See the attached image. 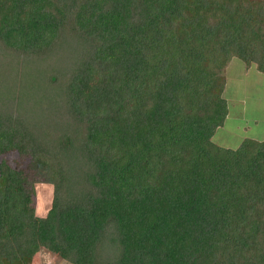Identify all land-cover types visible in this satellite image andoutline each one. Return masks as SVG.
<instances>
[{
    "label": "trees",
    "instance_id": "trees-1",
    "mask_svg": "<svg viewBox=\"0 0 264 264\" xmlns=\"http://www.w3.org/2000/svg\"><path fill=\"white\" fill-rule=\"evenodd\" d=\"M196 4L215 13L205 42L225 30L209 68L204 47L176 59L163 44L187 0H0V264L42 249L71 264H264V139L215 142L217 93L220 111H187L233 57L264 74V0ZM152 57L161 74L144 91ZM165 145L188 149L191 167L151 181L144 164Z\"/></svg>",
    "mask_w": 264,
    "mask_h": 264
},
{
    "label": "rangeland",
    "instance_id": "rangeland-1",
    "mask_svg": "<svg viewBox=\"0 0 264 264\" xmlns=\"http://www.w3.org/2000/svg\"><path fill=\"white\" fill-rule=\"evenodd\" d=\"M187 1L189 5L187 8L189 18H182L175 32L177 36H173L170 39L168 38V41H164L163 44L166 46V51L172 52V50H174V58L176 59L179 58L181 52L186 48L204 47L205 63L203 62L202 65L209 68L213 66L211 64L213 61L212 55L209 53L212 52L215 56L216 46L219 41L222 40L225 30L222 27L220 31L215 33L212 39L205 42V36H203L205 31L202 28L203 22L206 17L214 16L215 13L212 11V13L205 12L199 8L200 5L196 4V1L201 0ZM202 1H208L211 5L213 0ZM208 9L211 10L212 7L209 6ZM193 12H195L196 15H200L198 21H194L192 18ZM231 30H233V28H231ZM176 37H178V39H176ZM218 56L217 60L213 61L214 64L221 62V58H218ZM150 62V68L144 76H141L142 78L139 82V84L144 86V91H147L150 88L148 86H152L156 78L161 74V71L157 67V58L152 57ZM116 72L119 73L120 71ZM222 76L223 78L219 81H215V84L211 86L210 90L204 92L198 101L192 100L196 103L189 107L191 110L187 109V111L189 113H194L192 109L194 110L195 107L196 110V108L199 107L198 103H202L207 107L206 109L208 110L203 111L200 108L199 112L202 114L204 112L207 116H210L211 112H214L209 110V106L215 109L216 112L220 111L221 106L209 102L212 93H217L220 95V100L225 101L227 104V115L224 124L216 128L212 139L220 145L232 148L238 147L245 137L263 140L264 74L257 70L255 66L245 67L240 60L233 57L231 62L225 67ZM113 83L115 85L114 90L117 89L125 99L128 98L126 107L128 109L137 108L139 111L140 108L137 107V103L135 102L137 99L135 98L133 88L130 86L127 87L126 85L121 88L122 85L118 77L115 78ZM187 100L191 101L190 99ZM146 132L147 130H145V133ZM166 149L169 154H172L170 157L164 155ZM189 156L188 149L179 148L177 145H171L170 147L165 145L159 151L156 150L150 155L149 159L144 164L142 173L147 179L159 182L166 177V173L169 170L177 174L181 171L190 169L191 163L189 162ZM54 188L55 187L51 183L39 184L37 186V201L35 205L37 206L36 213L38 215L46 216L48 214L53 200ZM34 261V264H71L46 249H42L41 252L37 254Z\"/></svg>",
    "mask_w": 264,
    "mask_h": 264
},
{
    "label": "crops",
    "instance_id": "crops-1",
    "mask_svg": "<svg viewBox=\"0 0 264 264\" xmlns=\"http://www.w3.org/2000/svg\"><path fill=\"white\" fill-rule=\"evenodd\" d=\"M244 139V138H243ZM253 139H256V138H253Z\"/></svg>",
    "mask_w": 264,
    "mask_h": 264
}]
</instances>
